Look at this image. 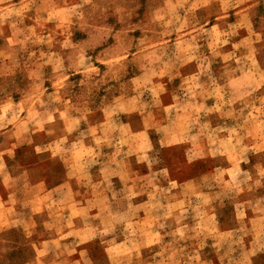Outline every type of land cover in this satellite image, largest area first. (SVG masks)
Instances as JSON below:
<instances>
[{"label":"clouds","instance_id":"obj_1","mask_svg":"<svg viewBox=\"0 0 264 264\" xmlns=\"http://www.w3.org/2000/svg\"><path fill=\"white\" fill-rule=\"evenodd\" d=\"M0 264H264V0H0Z\"/></svg>","mask_w":264,"mask_h":264}]
</instances>
